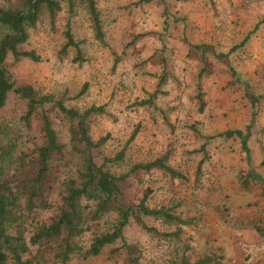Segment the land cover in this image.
I'll return each mask as SVG.
<instances>
[{
    "label": "rangeland",
    "instance_id": "374dc122",
    "mask_svg": "<svg viewBox=\"0 0 264 264\" xmlns=\"http://www.w3.org/2000/svg\"><path fill=\"white\" fill-rule=\"evenodd\" d=\"M18 1L0 0V7ZM95 1L102 42L92 37L80 7L68 11L62 3L52 25L42 14L26 28L27 39L20 47L34 51L38 60H14L7 53L2 67L14 86L30 85L37 95L49 94L67 107L104 105L105 113L92 117L90 126L94 140L106 135L100 150L93 151L96 164L123 150L120 162L107 163L119 174L131 164L166 155V162L184 176L170 178L158 169L133 174L123 190L124 201L137 202L144 188H150L149 207L169 206L175 214L195 220L182 228L178 240L154 237L130 220L120 240L96 256L75 258L69 264H130L133 259L137 264H177L185 243L190 247L184 256L191 262L216 254L220 264H264V234L250 225L254 221L264 228V100L252 109L243 96V83L253 93H264V0ZM66 26L81 49L80 62L72 60V49L60 53ZM136 35L140 36L132 43ZM193 44L204 46L210 70L201 80V111L193 97L200 67L198 54L189 49ZM215 53L227 57L215 58ZM164 59L173 79L162 87L164 93L153 107L143 105L140 102L154 90ZM229 67L240 85L230 83ZM83 84L86 87L79 93ZM43 111L63 149L45 176L48 207L22 218L26 241L36 226L57 212L62 184L74 175L77 163L68 139L69 122L52 103L44 104ZM21 112L20 103L10 98L2 117L15 131L17 151L29 156L39 143V121L33 118L32 130L25 131L18 121ZM249 124L247 159L237 137L217 134L244 131ZM135 126L136 134L127 141ZM14 166H9L11 186L18 183ZM28 168L26 163L19 177L25 178ZM247 173L252 178L245 188L240 176ZM113 219L110 214L90 222L78 239L80 245L87 247ZM143 222L158 231L175 229L148 217ZM32 253L33 247L22 258ZM43 256L37 264H55L48 254Z\"/></svg>",
    "mask_w": 264,
    "mask_h": 264
},
{
    "label": "trees",
    "instance_id": "16d2710c",
    "mask_svg": "<svg viewBox=\"0 0 264 264\" xmlns=\"http://www.w3.org/2000/svg\"><path fill=\"white\" fill-rule=\"evenodd\" d=\"M67 5L68 11L74 7H80L87 19L92 37L98 41H103V30L100 14L95 0H19L15 5L0 7V264H37L39 258L48 254L55 264H69L73 259L88 258L96 256L108 245L114 244L122 238L124 227L134 221L141 229L150 235L160 239L178 240L182 233V228L192 225L195 218L181 217L172 212L169 206L149 207L146 203L151 193L150 188H144L137 202H126L123 197V190L127 179L133 174L148 173L152 169L161 170L170 178H181L184 176L166 161L167 156L157 157L146 162H138L123 173L115 174L107 167V163L115 164L123 158V150L112 157H102L99 164L94 162L93 151H99L105 143L106 135L93 139L90 133L92 117L105 113L104 105H90L83 109H76L65 106L60 100H55L49 94L37 95L30 85L14 86L10 81L7 72L2 67V62L7 53L14 60L26 58L37 61L38 56L32 50H23L20 46L27 39V27H32L44 14L52 25L57 12L61 9V4ZM140 35L132 37L133 43ZM63 43L60 53L65 54L68 49L74 51L73 61H82L81 49L74 40L69 26L63 31ZM198 54L200 67L196 75V93L193 96L198 109L201 111L203 102L201 100V80L209 75L204 57V46L202 44L189 45ZM215 58H226V53H215ZM157 75L154 90L148 94L147 99L141 104L153 107L154 100L164 92L162 87L172 81L173 75L170 71L166 59L160 63V70ZM231 84H241L242 81L237 74L229 67ZM243 96L248 101L250 107L254 109L260 101L264 100V93H253L244 84ZM86 87L83 84L79 93ZM12 98L19 102L22 112L18 117L20 127L25 131L32 130L31 120L36 118L38 145L31 153L30 161L28 154L23 150L17 151V137L14 129L2 117V109ZM52 103L57 111L68 122V139L72 152L76 156V170L73 176L67 178L62 184L57 212L48 220L41 222L24 239L22 218L35 214L48 207L45 198V190L48 187L45 183V176L52 160L58 159L62 154L63 144L57 138L51 128L48 116L43 111V105ZM135 126L129 134L127 141H131L136 134ZM264 131V129H263ZM250 133V124L241 130H224L218 136L237 137L240 150L249 159V149L247 140ZM15 163L17 174V185L11 186L9 178V166ZM28 163L29 170L27 176L19 177L23 174L25 165ZM32 163L34 165H32ZM32 167V170H31ZM250 173L240 176L242 187L249 186ZM12 176V175H11ZM114 215L110 226L106 231L94 235L88 246L83 247L78 242L81 234L89 228V223L97 221L105 215ZM143 217L159 220L166 224L175 226L170 232L158 231L154 227L147 226L143 222ZM250 225L264 234V228L250 221ZM33 247L34 253L27 258L23 255L30 253ZM189 245L184 244L182 253L177 264H220V255L204 254L194 261H188L184 253L189 250ZM130 264H137L135 259Z\"/></svg>",
    "mask_w": 264,
    "mask_h": 264
}]
</instances>
